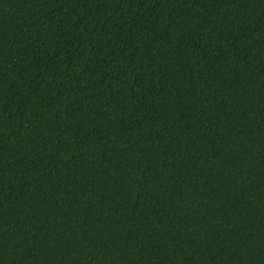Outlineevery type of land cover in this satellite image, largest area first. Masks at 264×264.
Wrapping results in <instances>:
<instances>
[{
	"label": "trees",
	"instance_id": "trees-1",
	"mask_svg": "<svg viewBox=\"0 0 264 264\" xmlns=\"http://www.w3.org/2000/svg\"><path fill=\"white\" fill-rule=\"evenodd\" d=\"M0 264H264V0H0Z\"/></svg>",
	"mask_w": 264,
	"mask_h": 264
}]
</instances>
